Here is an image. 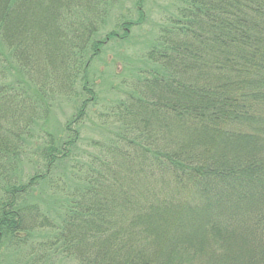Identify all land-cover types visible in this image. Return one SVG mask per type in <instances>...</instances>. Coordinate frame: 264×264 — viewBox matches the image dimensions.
Instances as JSON below:
<instances>
[{
	"label": "trees",
	"instance_id": "obj_1",
	"mask_svg": "<svg viewBox=\"0 0 264 264\" xmlns=\"http://www.w3.org/2000/svg\"><path fill=\"white\" fill-rule=\"evenodd\" d=\"M1 249L264 264V0H0Z\"/></svg>",
	"mask_w": 264,
	"mask_h": 264
},
{
	"label": "rangeland",
	"instance_id": "obj_2",
	"mask_svg": "<svg viewBox=\"0 0 264 264\" xmlns=\"http://www.w3.org/2000/svg\"><path fill=\"white\" fill-rule=\"evenodd\" d=\"M126 4H129V2H126ZM137 17V13H136V11H135V9H134V11H132V16L131 17H129V18H136ZM151 22L150 21H148L147 22V24L145 23V25L141 28V29H147L148 31H149V24H150ZM111 25H113V24H111ZM122 28L120 27V29H119V31L118 32H120V30H121ZM137 30H140V29H137ZM133 31H134V29L132 28V32L131 33H133ZM110 52V49L108 50V49H106V52L105 53H109ZM112 58H113V55L112 54H107V57H105V59H104V61H105V63H108V62H110L111 60H112ZM96 66H97V68H96V71L97 72H100V71H102V70H107L106 69V67L104 66V63H102V62H97L96 63ZM95 66V67H96ZM92 72V77L94 78V79H99V75H98V73L96 72V71H94V70H91ZM96 82V81H95ZM97 82H98V80H97ZM190 201H192L193 203H195V201H194V199H191ZM197 202V201H196ZM3 254H5V252L1 249L0 250V264H6L7 263V261L9 260L8 258H7V256H5V255H3ZM7 255V254H6ZM14 260H16V259H14ZM58 264V263H57ZM61 264H70V263H68V262H66V261H62V263Z\"/></svg>",
	"mask_w": 264,
	"mask_h": 264
}]
</instances>
